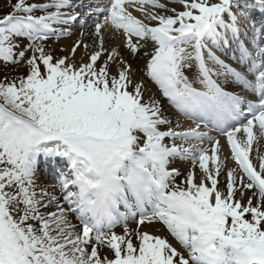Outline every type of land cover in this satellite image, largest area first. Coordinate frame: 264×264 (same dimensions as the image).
<instances>
[{
    "label": "snow or ice",
    "instance_id": "snow-or-ice-1",
    "mask_svg": "<svg viewBox=\"0 0 264 264\" xmlns=\"http://www.w3.org/2000/svg\"><path fill=\"white\" fill-rule=\"evenodd\" d=\"M173 2L15 0L0 17V61L28 67L0 79V264H264V155L249 157L254 127L264 134V22L252 15L264 0ZM77 23L94 29L86 59L79 40L69 55L46 50ZM106 29L126 34L129 56L144 51V76L194 126L172 127L128 57L104 47ZM225 145L237 167L221 188L209 161ZM41 157L51 186L38 183Z\"/></svg>",
    "mask_w": 264,
    "mask_h": 264
},
{
    "label": "bare ground",
    "instance_id": "bare-ground-1",
    "mask_svg": "<svg viewBox=\"0 0 264 264\" xmlns=\"http://www.w3.org/2000/svg\"><path fill=\"white\" fill-rule=\"evenodd\" d=\"M168 1H173V0H168ZM168 1L166 2V4H168V6L172 7V4H170ZM161 2L163 3V1H161ZM151 11H155V9H152ZM138 16L141 17L140 15H138ZM89 24H91V22H89ZM82 29H83L82 36L77 35L78 33H76V32L78 30H82ZM91 29H92L91 26L81 28L78 23L76 25L72 26L70 29V34H65V35L59 36V42L62 45L61 50H63L66 53V55H69L70 49L72 48L73 44L78 40L82 41L83 44L88 45V47H87V49H85L84 47H80L77 49L76 60H77V62H79L81 58L86 59L87 56L93 51V48H94L93 42L95 40V34H94V30L91 31ZM103 39H104V47L105 48L109 49V46H113L111 48L120 49L123 52V54L126 57H128L129 62L132 63L133 68L136 69V71H137V76L139 78L145 80V83L147 86V90L145 92V97L147 98L149 95H156L157 98L161 99L162 103L165 106L166 115L169 117V119L172 122H174V120L171 118V115H172L171 113L173 111L167 105L166 99H163L160 97L159 91L157 90L154 83L150 79L145 77L143 75V73L140 71L141 66L144 65L143 62H145V58L140 55L141 53L139 54V56H129L128 50L126 48V39H124L123 35L117 31H113V34H112V31L109 29L104 30ZM150 49L151 48H149L148 51ZM178 129L176 128L175 130L182 131L181 128H178ZM168 142L171 143L170 140ZM176 143H178V140H176ZM256 145L257 144H255V142L253 141L252 151L250 152L251 155L254 151L253 148H255ZM207 147H208V144H207ZM218 155L220 156L219 164L221 166V175L219 177V186L221 188H223V186L225 184V180H226V175H225L226 172H225L224 165H226V163H227V165H226L227 171L231 168L236 167V166L233 164V162L230 161L231 155L228 153L226 146L221 150V152ZM173 166L181 168V170L184 171L183 167L185 166V163H184V161H181L180 159H176L173 161ZM211 167H213V165H211ZM197 175H199V172L197 173ZM246 195H248V194L246 193ZM146 230H149L154 234L163 235L161 232H159L158 230H155L151 227H146ZM101 251L105 252L103 249H101Z\"/></svg>",
    "mask_w": 264,
    "mask_h": 264
},
{
    "label": "rangeland",
    "instance_id": "rangeland-1",
    "mask_svg": "<svg viewBox=\"0 0 264 264\" xmlns=\"http://www.w3.org/2000/svg\"><path fill=\"white\" fill-rule=\"evenodd\" d=\"M163 1L165 2L166 0H163ZM43 2H46V0H43ZM13 3H15V0H0V17H2L3 15H5L9 11H11V5ZM169 3L172 4V7H176L178 9L180 8V5L177 4V3H174L173 1H170ZM169 7L171 8V6H169ZM148 10H150V9H148ZM168 14H171V13H168ZM92 30L93 29H91V31ZM120 33H122V32H120ZM78 34L82 35V32H79ZM112 34H113V32H112ZM44 44H45L46 50L52 52L54 54V56H64V55H66V53L63 50H61L62 45L59 42V40L56 41V40H52V39H47L46 41H44ZM111 47H113V46H109V49H111ZM150 51H151V49L149 50V52ZM140 55L145 58V62H143L144 65L141 66V69L139 68L140 71L142 73H144L145 64H146V61H147L148 57L144 54V51H141ZM27 72H28V67H27L26 63H5L3 61H0V79H2L5 76H7L9 79H11L13 77L24 76V75L27 74ZM176 124L179 125V120H176ZM260 144L264 145V143L262 141H261ZM261 145H259L257 147V150L259 151L260 155H262V152L264 151V147L261 148ZM186 167H187V171H188L190 169L189 161L186 163ZM180 180H182L181 176L177 177V182H180ZM51 190H53V189H51ZM136 226H137L136 225V221L132 220V225L130 227H136ZM144 227L145 228L146 227H151L153 229H156L159 232H161L162 234H164V235H166V236H168L170 238L168 233L165 231V229L159 223H153L151 225H145ZM170 240L175 244V246H177L178 248L182 249V246L180 244L176 243L174 241V239L170 238ZM103 250L105 251V253L107 252L106 249H103ZM182 250H184V249H182ZM185 252H186V250H185Z\"/></svg>",
    "mask_w": 264,
    "mask_h": 264
}]
</instances>
